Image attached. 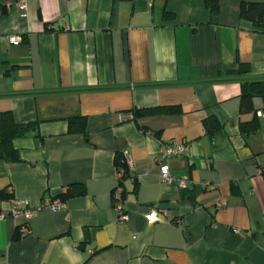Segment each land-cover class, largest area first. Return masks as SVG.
<instances>
[{
  "label": "crops",
  "instance_id": "obj_1",
  "mask_svg": "<svg viewBox=\"0 0 264 264\" xmlns=\"http://www.w3.org/2000/svg\"><path fill=\"white\" fill-rule=\"evenodd\" d=\"M212 1L26 0L22 15L0 0V112L32 126L14 140L21 160H0V210L85 188L28 234L0 219V264H264V98L241 105L243 83L264 80V33L240 16L264 0ZM78 115L87 129L71 133ZM176 143L189 151L164 182L162 146Z\"/></svg>",
  "mask_w": 264,
  "mask_h": 264
},
{
  "label": "trees",
  "instance_id": "obj_2",
  "mask_svg": "<svg viewBox=\"0 0 264 264\" xmlns=\"http://www.w3.org/2000/svg\"><path fill=\"white\" fill-rule=\"evenodd\" d=\"M209 7L214 8V1L206 0ZM171 16V14L167 13ZM240 16L242 19L251 23L252 28L256 32L264 33V2H243L240 7ZM241 67L237 73H242ZM255 96H261L264 98V80L255 82H244L241 95V105L244 111L253 110L252 100ZM167 111L172 114H178L182 112V109L178 105H173L166 108ZM142 111H136L134 114L138 116ZM69 131L71 133H84L87 129V121L85 116H72L69 118ZM205 126L210 133L218 127L214 120L207 119ZM260 123L258 120L252 122H244L241 124L240 129L244 134L255 133L259 130ZM32 126L30 124L18 123L11 111L0 112V160H6L8 162H18L21 160L20 152L14 145V140L20 137L26 136ZM116 165L118 168L124 167L125 163L123 157L118 155L116 157ZM130 174L129 170L126 171V175ZM125 175V176H126ZM264 175V169H263ZM85 194V188L82 184L75 183L70 186L65 193L61 196L64 200L68 198L80 196ZM3 196V195H2ZM7 196V195H6ZM19 236H22L18 232Z\"/></svg>",
  "mask_w": 264,
  "mask_h": 264
},
{
  "label": "built area",
  "instance_id": "obj_3",
  "mask_svg": "<svg viewBox=\"0 0 264 264\" xmlns=\"http://www.w3.org/2000/svg\"><path fill=\"white\" fill-rule=\"evenodd\" d=\"M18 5L22 15H26V9H27L26 0H18ZM9 39L12 43H16L21 41L22 37L18 35H13ZM259 114L260 116H264V112H259ZM129 116L132 117V115ZM188 151H189V145L184 143H176L174 145L162 146L163 158L160 163V177L162 181L170 182L176 179V177L171 173L168 160L174 156H184L187 154ZM125 175H126L125 170H121L119 172L120 184H118V186L116 187V192H115L117 196H121L122 194L123 189L121 186V181H123ZM178 181L182 189L187 188L188 186L187 178L178 179ZM9 191L13 192L12 188H10ZM65 208H66V200H64L61 197L45 198L39 205L36 206H31L26 199L19 197H12L10 200L9 207L7 209L0 210V219H4L7 216H11L15 220L23 219V223L18 225L17 230L20 234L25 235L30 232L28 221L32 219L34 216H36L38 212L44 209H49L52 212H59L61 210H64ZM115 209L121 219L126 218V214L123 211L121 205L117 204ZM151 211H152V216L156 217L158 214L156 207L155 208L153 207ZM236 232L239 233L240 231L236 230Z\"/></svg>",
  "mask_w": 264,
  "mask_h": 264
}]
</instances>
